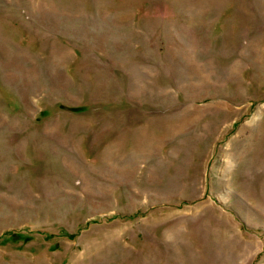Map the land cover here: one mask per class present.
Masks as SVG:
<instances>
[{
	"label": "rangeland",
	"instance_id": "obj_1",
	"mask_svg": "<svg viewBox=\"0 0 264 264\" xmlns=\"http://www.w3.org/2000/svg\"><path fill=\"white\" fill-rule=\"evenodd\" d=\"M0 264H264V0H0Z\"/></svg>",
	"mask_w": 264,
	"mask_h": 264
},
{
	"label": "bare ground",
	"instance_id": "obj_2",
	"mask_svg": "<svg viewBox=\"0 0 264 264\" xmlns=\"http://www.w3.org/2000/svg\"><path fill=\"white\" fill-rule=\"evenodd\" d=\"M227 147H228V146H227ZM232 148H233V147H232ZM229 149H230V148H229ZM228 162H229V161H228ZM228 162L225 164V166L222 165V166L224 167L223 169L221 168V174H222V175L225 174V172H226L225 170H226L227 165L229 164ZM227 169H228V168H227ZM229 170H230V169H229Z\"/></svg>",
	"mask_w": 264,
	"mask_h": 264
}]
</instances>
